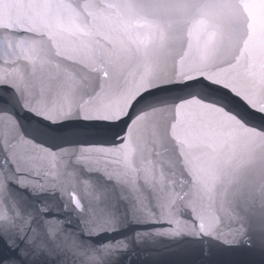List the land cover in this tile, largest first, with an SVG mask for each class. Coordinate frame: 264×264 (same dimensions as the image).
I'll use <instances>...</instances> for the list:
<instances>
[{
    "label": "snow or ice",
    "instance_id": "obj_1",
    "mask_svg": "<svg viewBox=\"0 0 264 264\" xmlns=\"http://www.w3.org/2000/svg\"><path fill=\"white\" fill-rule=\"evenodd\" d=\"M0 65V264H264V0H0Z\"/></svg>",
    "mask_w": 264,
    "mask_h": 264
},
{
    "label": "water",
    "instance_id": "obj_2",
    "mask_svg": "<svg viewBox=\"0 0 264 264\" xmlns=\"http://www.w3.org/2000/svg\"><path fill=\"white\" fill-rule=\"evenodd\" d=\"M3 70V66L0 65V71ZM175 249H167V246L160 245L157 251L141 252L139 255L135 253L127 258L126 264H143L148 262L151 264L152 261H159L160 264H175L176 261L180 260V256L173 255Z\"/></svg>",
    "mask_w": 264,
    "mask_h": 264
}]
</instances>
